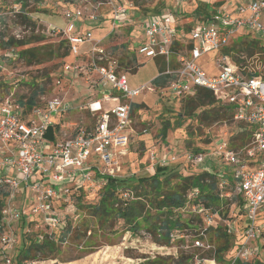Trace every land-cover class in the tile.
Instances as JSON below:
<instances>
[{"label":"built area","instance_id":"2783aa9c","mask_svg":"<svg viewBox=\"0 0 264 264\" xmlns=\"http://www.w3.org/2000/svg\"><path fill=\"white\" fill-rule=\"evenodd\" d=\"M23 4V0H17L19 8H14L9 20L14 15L15 18L21 14L28 17L27 12L21 11ZM97 5L109 10L108 18L113 26L111 33L118 31V25L120 29L132 24L133 4L129 1L100 0ZM224 6L215 10L208 23L192 28L189 36L179 30L178 21L172 14L153 15L144 25L139 53L166 62L167 74L172 76V80L165 90H157L152 84L131 88L127 72L120 70L118 61L104 46L108 36L96 37L92 31L76 30V22L84 15L81 8L75 6L64 11L65 27L46 26L47 34L61 36L68 41L70 56L75 61L81 55L88 58L87 65L75 61L65 65L63 73L79 76L84 72L96 77V81H92L96 84L93 89H97L95 98L86 105L96 121L89 130L68 136L63 132L61 122L56 124L53 120L73 109L72 104L61 96L44 102L28 118L22 116L21 107L11 97L0 103V187L6 196L0 218V259L4 264H14L9 252L19 243L22 231L26 235L38 234L37 239L41 242L44 234L38 233L39 229L52 233L64 229L66 216L71 214L69 211L61 213L60 206L67 204V209L70 207L74 212L71 201L73 189L92 187L98 175L115 176V172L108 168L117 167L113 153L130 141L133 106L142 93L160 92L181 99L193 95L200 88L214 92L222 105L232 110L234 119L245 123L253 132L251 148L234 152L224 146L218 155L230 169L234 196L241 199L246 218L242 226L228 221L222 225L227 234L236 239L234 255L228 263H252L259 257L262 247L258 241L264 233V227L257 225L258 214L264 210V75L259 72L257 76L250 77L254 71V59L243 55L240 60L245 61V65L239 66L233 59V53L222 52L239 41L238 34L242 31H246L248 36V32H252L264 37V0H227ZM7 16L0 10V46L11 38L22 39L20 34L10 31L11 27L6 24ZM105 19L102 17L99 21L105 22ZM179 44L193 47L189 51H176ZM82 46H88L84 54L81 53ZM9 51L14 50L9 48ZM214 52H218L215 60L218 73L212 76L198 61ZM173 60L177 61L175 68L172 67ZM50 129L54 130L56 137L48 142L46 137ZM205 158L202 154L188 156L194 165L203 164ZM251 161H254V166L249 168ZM99 162L104 166L101 167ZM169 163L170 158H160V166ZM223 178L219 182L221 191L230 181L227 176ZM130 194L132 192H125L124 197L130 198ZM220 197L231 199V194L225 192ZM234 205L240 207L237 203ZM175 212L183 216L190 213L202 221L198 235L193 237L192 247L202 250V253L210 252L213 257L201 258L197 254L193 264H220L215 258L216 248L204 241L214 225L220 224V213L203 205L198 188L188 193L185 205ZM36 216L41 219L36 220ZM24 222L37 223L20 230ZM182 233L178 229L171 230V242L184 239ZM37 263L26 261L23 264Z\"/></svg>","mask_w":264,"mask_h":264},{"label":"rangeland","instance_id":"374dc122","mask_svg":"<svg viewBox=\"0 0 264 264\" xmlns=\"http://www.w3.org/2000/svg\"><path fill=\"white\" fill-rule=\"evenodd\" d=\"M100 0H25L27 5L26 12L28 18L35 23L33 27H24L21 24L20 18L15 15L9 20V16L14 14L15 7H18L17 0H0V10L8 14L7 26H10L11 32H17L24 38L32 36H44L45 40L42 43L33 44L32 47L43 48L46 52L44 57L47 58L43 63H28L21 58L19 47H14L13 52L9 49H4L0 46V103L7 97H11L14 101L28 97L32 92L38 89L39 86L44 87V91L38 96L40 104L53 99L55 97H63L70 102L73 109L65 114L64 120L61 122L63 132L68 136L75 135L78 131H85L92 128L93 117L86 109V105L91 99L95 98L97 89H93L96 85L92 81H96V77L91 74L82 73L79 76L70 77L69 73H63L65 65L73 62V57L69 55L66 59H61L58 54H53L58 49L59 44L64 40L61 36H52L47 34L46 26L56 25L65 27L67 21L64 19V11L71 9L70 5H75L84 11V19L88 20L90 16L104 17L109 15V10L105 7H98L97 3ZM133 4L131 11L132 24L122 27L113 33V26L110 18H107L105 24L90 26L91 31L96 37H104L107 39L104 46L112 52L114 59L118 61L121 71L127 72L129 85L131 87H140L145 84H152V81L158 76L159 69L156 59L147 58L139 53L141 41L144 39L142 29L148 24L153 15H169L172 14L179 24V30L189 36V24L194 20L195 24L203 25L201 15L199 20H195L194 12L196 9L200 14L214 13L216 9L225 8L227 0H127ZM17 5V6H16ZM19 8V7H18ZM208 14V15H209ZM211 14V15H212ZM211 17V16H210ZM87 22V21H86ZM44 31V32H43ZM44 33V34H43ZM252 38H260L264 42V37L258 36L255 33H250ZM110 34V35H109ZM247 35L246 31L238 34L241 43ZM234 44V43H233ZM231 44V46H233ZM230 46V47H231ZM60 52H66V47H62ZM218 52L210 53L198 61V64L209 74L215 76V60ZM136 59L137 64L133 61ZM75 61V60H74ZM88 58L81 55L76 59L75 63L87 65ZM177 61L173 60L172 65ZM64 65L62 66V64ZM176 66V65H175ZM256 70H262L263 66L259 62L253 63ZM87 71V70H86ZM61 74L63 77H61ZM50 79V80H49ZM61 81V84H59ZM192 96V95H191ZM159 92H144L135 100V104L139 106L132 114V133L129 143L120 148L113 155L117 159L116 168H108L115 172V176L119 181L120 196L124 197V193L129 192L124 190L125 184L136 183L137 179L143 176H151L155 169L160 166V158L165 156L170 158V163L167 165L170 169H178L180 176H189L198 174L203 170L212 171L213 174H219L225 170L228 173L229 168L223 164L218 152L226 146V150L234 152H243L247 148H251L252 136L249 127L242 122L236 121L234 118H229L225 121L207 123L202 117V112L205 116L213 114V109L220 107L216 104L205 109H198L191 118L187 116H179L191 98L190 96L181 99L169 100ZM168 128V134L165 137L163 129ZM224 148V149H225ZM202 154L205 155V162L201 165H194L188 159V156ZM175 159L174 162H171ZM254 161L249 162V168L254 166ZM100 166L104 165L99 162ZM153 167V168H152ZM179 167V168H178ZM152 168V169H151ZM228 177V175H227ZM179 182V179L171 180L174 184ZM104 186L103 180L99 175L92 187L84 186L76 192V196L71 199L74 204V212L67 204L62 203L60 206L61 213L70 212L68 216L69 224L74 226L79 225L87 216V212L78 208L77 196H83L86 204H96L99 199V192ZM126 187V186H125ZM220 194L230 192L231 196L235 194L232 184L221 191L220 183H218ZM133 195L130 194V197ZM237 200L228 201L231 203L228 207L224 205L223 214H220L221 225L225 222H235L238 226H242L246 218L244 212L239 211L234 203ZM153 214V213H152ZM40 220V216L34 217ZM185 221L193 220L190 213L184 214L182 217ZM152 221V220H150ZM193 222H197L193 220ZM28 224V222H27ZM257 225L264 227V210L257 217ZM223 227V226H222ZM22 227H20V230ZM117 232H102L77 241L70 240L60 245V253L57 259L36 260L37 264H144L148 261H153L156 256L178 258L181 253L191 255L202 250H196L192 247L193 237L197 236L199 229L187 228L183 231L184 239L182 242L177 241L171 247H163L153 242L152 236L147 231L138 232L137 235L125 233L123 224L118 223ZM43 234L42 229H39ZM21 234V233H19ZM36 233L25 235L22 234L21 243L19 242L14 250L9 252V255L15 259L22 250L25 240L33 238ZM57 235L60 232L56 233ZM94 238V240H91ZM205 242L211 241L216 243L212 234H209ZM94 242L99 245L98 248L90 251L88 246ZM258 243L264 244L262 237ZM89 252H93L89 254ZM234 255V248L231 252L225 255L226 260H229ZM17 260V259H16ZM257 262L264 263V249H260V255L252 264ZM0 264H4L0 259Z\"/></svg>","mask_w":264,"mask_h":264},{"label":"trees","instance_id":"16d2710c","mask_svg":"<svg viewBox=\"0 0 264 264\" xmlns=\"http://www.w3.org/2000/svg\"><path fill=\"white\" fill-rule=\"evenodd\" d=\"M24 4L21 6V11L26 12L27 5ZM39 1V0H37ZM195 20H199L201 15H205L203 18L204 23H208L211 19L212 13L200 14L198 9L194 12ZM209 14V15H208ZM21 20V24L24 27H33L35 29L36 25L28 18L26 15L21 14L18 16ZM202 19V18H201ZM107 20V18H106ZM193 20L188 26L191 30L197 24ZM45 40L44 36H32L30 38H24L23 40H16L11 38L7 43H2V48L9 49L14 47H19L22 50L19 51L21 58L26 60L28 63H43L47 58L44 57L46 53L43 48L32 47L33 44L42 43ZM62 47H66V52L61 53L60 50ZM192 45L179 44L177 45L176 51H185L191 50ZM222 53L231 55L233 53V59L239 66H244L245 61L240 60V57L245 55L248 59L258 60L263 69L256 70L253 67V72L250 74V77L257 76L260 72L264 75V42L260 38H252L250 36L243 39L241 43H236L232 47L227 48ZM61 59H66L69 57V43L64 39L58 46V49L53 53ZM133 61L136 62V59L133 57ZM156 63L159 69L158 76L152 81V85L157 90H165L168 88L172 76L167 74L168 65L166 62L156 59ZM64 63L62 64V66ZM173 68L176 66L173 65ZM242 68V67H241ZM61 77L62 74H61ZM50 80V79H49ZM44 91V87L41 85L32 92L28 99L20 98L16 100V103L21 107L22 116L29 117L35 108L40 106V100L38 92L41 93ZM169 100H176L177 98L167 96ZM190 96V95H189ZM187 97V96H186ZM191 98L187 102L183 113L179 116H187L191 118L193 114L198 109H205L207 107L215 106L216 104L220 105L218 108L213 109V114H208L205 116V112H202V117L205 118L207 123H214L225 121L229 118H234L232 110L228 107L223 106L214 92L207 89H197L196 92L190 96ZM136 104L133 106V111L138 108ZM96 119L93 118V123L95 124ZM250 129V128H249ZM52 129L48 131V137L52 138ZM169 129L166 127L163 129L164 136L166 137ZM251 136L253 134L250 130ZM168 166H158L151 176H143L137 179L136 183L125 184L123 187L124 190L132 192V197L123 198L120 196L119 190V181L116 177L109 175L99 176L103 180L104 186L99 192V199L96 204H86L83 200V196H77L78 198V208L88 211L87 216L84 220L77 226L69 224V218L66 216V225L63 230H59L60 234L57 232L47 231V229H42L44 240L39 241L37 235L33 238L25 240L24 247L18 254V257L13 259L14 264H23L26 261H36L43 258L44 260L52 259L55 260L60 253V245L68 242L70 236L72 239L80 241L87 237V234L90 233V236L97 234L98 230L102 232H117L116 226L118 223L123 224V231L125 233H132V235H137L138 232L147 231L153 238V242L163 247H171L173 243L169 238V233L173 229L181 230L182 232L187 228L199 229L202 226V221L199 218L193 216V220L185 221L183 220V215L176 213L178 209L182 208L186 201L188 193L198 188L200 190L201 199L203 205L213 210L214 212L218 211L220 214H223L224 205L228 207L232 201L236 199L235 203L238 204L239 211L242 213V201L237 196H231V199H223L220 197L218 190V183L224 179L221 175L223 171L218 174H213L212 171L203 170L198 174L189 175V176H180L178 169H168ZM179 168V167H178ZM231 177V176H230ZM226 178V177H225ZM179 179V182L174 184L171 183V180ZM229 183L233 184V181L229 178ZM76 196V192H73L72 199ZM4 189L0 187V218L1 210L3 207V202L5 199ZM153 213V214H152ZM152 220V221H150ZM37 222H30L28 224L35 225ZM27 222H24L21 226L23 229L28 225ZM51 232V233H50ZM22 234H25L24 231L21 232L20 243ZM209 234H212L216 240V243L211 241V245L216 248L215 258L220 264H229L226 260L225 255L233 250L236 245V239L233 236H230L226 232V228L218 224L209 231ZM26 235V234H25ZM264 238V233H263ZM94 240V238H91ZM183 239L177 240L178 243L182 242ZM97 242H94L91 246H88V249L92 251L99 247L96 245ZM261 247L264 249V244H261ZM93 252H89L92 254ZM199 254L201 258H212L213 254L210 252H205L200 254L199 252L191 255H186L184 252L181 253L178 258L172 257H162L156 256L153 261H148L144 264H193L194 257ZM17 259V260H16ZM237 264H252V263H240ZM255 264H264L263 262H257Z\"/></svg>","mask_w":264,"mask_h":264},{"label":"crops","instance_id":"0c3cea01","mask_svg":"<svg viewBox=\"0 0 264 264\" xmlns=\"http://www.w3.org/2000/svg\"><path fill=\"white\" fill-rule=\"evenodd\" d=\"M70 7H71V9L72 8H74L75 7V5H70ZM109 16V15H108ZM108 16L106 17V18H108ZM102 19V17H90L88 20H85L84 19V17H82V18H80L77 22H76V30L78 31V32H85V31H91V29H90V26H94V25H99V24H104V25H106L105 24V22H101V21H99V20H101ZM106 20V19H105ZM87 21V22H86ZM102 24V25H103ZM54 26H56V25H54ZM142 34H143V36H144V30L142 29ZM143 41V40H142ZM142 41H141V43H142ZM87 50H88V46H82L81 47V53L82 54H84V53H86L87 52ZM73 61H74V58H73ZM216 71H217V73H218V70L217 69H215ZM216 73V74H217ZM70 75V77H75L74 75H72V74H69ZM145 85H147V84H145ZM130 86V85H129ZM143 86V85H142ZM131 87V86H130ZM141 87V86H140ZM131 88H139V87H131ZM160 93V92H159ZM191 96V95H190ZM139 98V97H138ZM219 102L221 103V101L219 100ZM222 104V103H221ZM64 118H65V116H63V117H54L53 118V120H54V122L57 124L59 121L60 122H62L63 120H64ZM55 133H54V130L52 131V138H50V137H48V135H47V137H46V139H47V141L48 142H51V141H54L55 140ZM221 172H222V170H221ZM228 175V177L229 178H231L230 176V169H229V171H228V173L227 172H225V170H223V174L221 175L222 177H224V176H227ZM16 247V246H15Z\"/></svg>","mask_w":264,"mask_h":264}]
</instances>
